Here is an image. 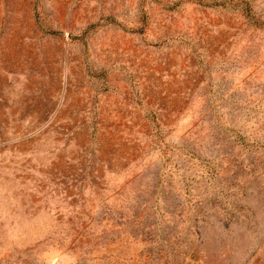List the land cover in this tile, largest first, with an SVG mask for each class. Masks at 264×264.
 Wrapping results in <instances>:
<instances>
[{
    "label": "rangeland",
    "instance_id": "obj_1",
    "mask_svg": "<svg viewBox=\"0 0 264 264\" xmlns=\"http://www.w3.org/2000/svg\"><path fill=\"white\" fill-rule=\"evenodd\" d=\"M0 264H264V0H0Z\"/></svg>",
    "mask_w": 264,
    "mask_h": 264
}]
</instances>
